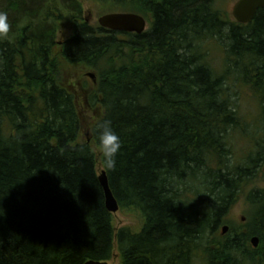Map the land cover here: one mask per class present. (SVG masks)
I'll return each mask as SVG.
<instances>
[{
    "label": "trees",
    "instance_id": "obj_1",
    "mask_svg": "<svg viewBox=\"0 0 264 264\" xmlns=\"http://www.w3.org/2000/svg\"><path fill=\"white\" fill-rule=\"evenodd\" d=\"M97 1L143 15L150 29L95 34L81 0H0L10 24L0 39V264L109 261L116 243L122 264H264V186L245 187L264 181V131L231 162L230 131L247 125L230 93L234 70L209 61L211 46L222 47L264 117V8L242 24L226 0ZM64 17L74 34L61 46ZM75 64L97 67L88 97L103 112L88 140L65 83ZM104 121L121 141L113 169L99 150ZM99 163L141 230L116 229ZM242 193L248 218L234 228L226 216Z\"/></svg>",
    "mask_w": 264,
    "mask_h": 264
},
{
    "label": "rangeland",
    "instance_id": "obj_2",
    "mask_svg": "<svg viewBox=\"0 0 264 264\" xmlns=\"http://www.w3.org/2000/svg\"><path fill=\"white\" fill-rule=\"evenodd\" d=\"M83 12L82 17L84 22L87 18L89 19L86 22L93 29L99 27V18L112 11L111 6L104 5L97 0H81ZM236 0H226L222 6L225 11H228L233 19V6ZM147 25L145 31L150 29V21L147 19ZM74 32V23L68 18H62L59 20L57 28V43L59 40L68 39L73 35ZM211 54L209 58L210 63L219 73H224L228 69L234 70V75L231 76L228 80L230 86V93H232L233 99L238 104V109L243 116L247 126L245 129H232L230 131V141L232 142L231 147L233 150V156L231 157V162L235 163L236 160L240 162L244 161L246 155L251 151L256 149V139L259 138L264 131V117L261 115L260 110V101L254 94L252 88L244 83L232 63L226 64L225 53L222 47L217 45L211 46ZM89 72H92L97 77V67L91 68L83 64H75L67 69H65V83L70 85L79 95V109L83 114V133L81 135V140H88V136L91 135V128L94 123L101 117L103 109L102 107L93 99L88 97L89 92L93 90L94 85L97 82H94V79L89 75ZM90 100V101H89ZM92 105H90L89 104ZM98 173L104 169L101 163L97 166ZM246 188L252 189L255 187L264 186L263 177L259 174V177L247 182L245 184ZM189 195H194L191 192ZM249 205L247 202L246 194L242 193L240 199L237 203L234 204L232 209L229 211L226 216L227 224L233 226L234 228H239L248 218V209ZM243 216L245 219L243 220ZM113 219L116 226V229L123 226H129L134 231H139L143 225V218L136 210L122 208L117 212L113 213ZM109 264H122L121 254L118 250L117 243L115 244L114 256L109 260Z\"/></svg>",
    "mask_w": 264,
    "mask_h": 264
},
{
    "label": "water",
    "instance_id": "obj_3",
    "mask_svg": "<svg viewBox=\"0 0 264 264\" xmlns=\"http://www.w3.org/2000/svg\"><path fill=\"white\" fill-rule=\"evenodd\" d=\"M261 8H264V0H237L233 6L232 13L236 21L247 24L255 18ZM98 21L102 27L123 32H135L137 34L144 33L147 25L146 18L136 12H110L102 15ZM89 75L95 77L93 73H89ZM99 180L105 192L108 210L112 213L117 212L120 209V205L112 191L106 170L103 169L101 171ZM242 219L244 220L245 217L243 216ZM228 230V225L222 227L223 233ZM251 242L254 247H257L259 245V237H252ZM83 264H109V261L91 259Z\"/></svg>",
    "mask_w": 264,
    "mask_h": 264
},
{
    "label": "clouds",
    "instance_id": "obj_4",
    "mask_svg": "<svg viewBox=\"0 0 264 264\" xmlns=\"http://www.w3.org/2000/svg\"><path fill=\"white\" fill-rule=\"evenodd\" d=\"M10 31L7 12L0 11V39L6 38ZM99 133V150L104 160V165L108 169L115 168L116 157L121 149L119 136L111 127L110 121H104L98 125Z\"/></svg>",
    "mask_w": 264,
    "mask_h": 264
},
{
    "label": "flooded vegetation",
    "instance_id": "obj_5",
    "mask_svg": "<svg viewBox=\"0 0 264 264\" xmlns=\"http://www.w3.org/2000/svg\"><path fill=\"white\" fill-rule=\"evenodd\" d=\"M86 20H87L86 22H88L89 19L87 18ZM89 28H90L91 32L97 34V29H93V28L90 27V26H89ZM73 34H74V32H73ZM72 36H73V35H72ZM72 36L69 37L68 39H65V40H59V41H58V44L61 45V46L64 45V43H65L67 40H69L70 38H72ZM92 78H94V82H97V78H96V76H95V77L92 76Z\"/></svg>",
    "mask_w": 264,
    "mask_h": 264
},
{
    "label": "bare ground",
    "instance_id": "obj_6",
    "mask_svg": "<svg viewBox=\"0 0 264 264\" xmlns=\"http://www.w3.org/2000/svg\"><path fill=\"white\" fill-rule=\"evenodd\" d=\"M225 226V225H224Z\"/></svg>",
    "mask_w": 264,
    "mask_h": 264
}]
</instances>
